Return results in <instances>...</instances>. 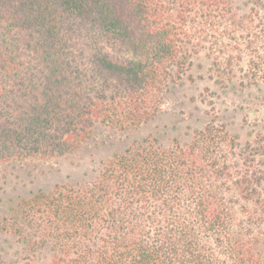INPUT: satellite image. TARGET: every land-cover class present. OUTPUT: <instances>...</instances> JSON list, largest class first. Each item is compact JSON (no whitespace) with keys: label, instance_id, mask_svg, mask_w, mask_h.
I'll use <instances>...</instances> for the list:
<instances>
[{"label":"trees","instance_id":"16d2710c","mask_svg":"<svg viewBox=\"0 0 264 264\" xmlns=\"http://www.w3.org/2000/svg\"><path fill=\"white\" fill-rule=\"evenodd\" d=\"M204 47L217 81L243 60L264 81V0L240 18L229 0H0V161L69 154L96 123L138 129ZM227 138L211 121L185 145L148 135L92 182L20 200L0 233L48 264H264L232 214L252 200L246 223L264 220L260 177L227 164Z\"/></svg>","mask_w":264,"mask_h":264},{"label":"rangeland","instance_id":"374dc122","mask_svg":"<svg viewBox=\"0 0 264 264\" xmlns=\"http://www.w3.org/2000/svg\"><path fill=\"white\" fill-rule=\"evenodd\" d=\"M236 18L245 16L254 0H229ZM206 47L193 53L183 75L164 94L159 112L134 130H118L96 123L89 137L75 150L47 160L28 159L0 161V223L10 218V208L38 191L48 192L56 185H82L94 180L102 162L121 153L133 142L148 135L163 145L177 139L189 143L196 131L210 121L222 126L228 138L224 145L227 164L231 168H250L260 177L255 185L257 196L264 199V81L241 76L244 60L234 75L217 81L213 56ZM232 208L233 223L243 222L244 230L260 240L258 248L264 256V220L247 224L246 212L253 201H242ZM245 207V209H244ZM237 228V226H236ZM47 249L30 254L27 246L13 231L0 233V264H48Z\"/></svg>","mask_w":264,"mask_h":264}]
</instances>
